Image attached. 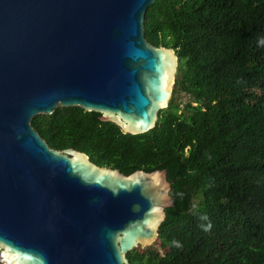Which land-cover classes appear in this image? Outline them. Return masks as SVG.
I'll return each instance as SVG.
<instances>
[{
	"label": "water",
	"instance_id": "obj_1",
	"mask_svg": "<svg viewBox=\"0 0 264 264\" xmlns=\"http://www.w3.org/2000/svg\"><path fill=\"white\" fill-rule=\"evenodd\" d=\"M155 0H0V259L130 264L173 206L165 169L123 174L32 126L60 106L97 111L123 133L152 129L178 58L144 36Z\"/></svg>",
	"mask_w": 264,
	"mask_h": 264
},
{
	"label": "trees",
	"instance_id": "obj_2",
	"mask_svg": "<svg viewBox=\"0 0 264 264\" xmlns=\"http://www.w3.org/2000/svg\"><path fill=\"white\" fill-rule=\"evenodd\" d=\"M144 36L178 58L152 129L123 133L97 111L60 105L32 126L50 148L123 174L167 171L174 205L130 264H264V0H155Z\"/></svg>",
	"mask_w": 264,
	"mask_h": 264
},
{
	"label": "rangeland",
	"instance_id": "obj_3",
	"mask_svg": "<svg viewBox=\"0 0 264 264\" xmlns=\"http://www.w3.org/2000/svg\"><path fill=\"white\" fill-rule=\"evenodd\" d=\"M176 77H177V74H175L174 83H175ZM173 89H174V84H173V87H172V94H173ZM177 97H178V100L181 101V102H184L186 100V95L183 92H179ZM3 263L6 264L5 261Z\"/></svg>",
	"mask_w": 264,
	"mask_h": 264
},
{
	"label": "built area",
	"instance_id": "obj_4",
	"mask_svg": "<svg viewBox=\"0 0 264 264\" xmlns=\"http://www.w3.org/2000/svg\"><path fill=\"white\" fill-rule=\"evenodd\" d=\"M0 261L4 262L5 260H4L3 258H1ZM5 262H6V261H5ZM6 264H8V263L6 262Z\"/></svg>",
	"mask_w": 264,
	"mask_h": 264
},
{
	"label": "clouds",
	"instance_id": "obj_5",
	"mask_svg": "<svg viewBox=\"0 0 264 264\" xmlns=\"http://www.w3.org/2000/svg\"><path fill=\"white\" fill-rule=\"evenodd\" d=\"M260 43H264V40L260 41Z\"/></svg>",
	"mask_w": 264,
	"mask_h": 264
}]
</instances>
